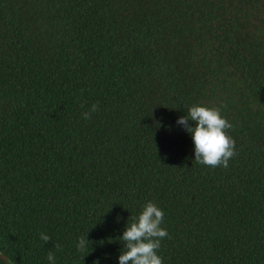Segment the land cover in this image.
<instances>
[{
	"label": "trees",
	"instance_id": "16d2710c",
	"mask_svg": "<svg viewBox=\"0 0 264 264\" xmlns=\"http://www.w3.org/2000/svg\"><path fill=\"white\" fill-rule=\"evenodd\" d=\"M194 105L228 168L195 162ZM148 202L162 264H264V0H0V264H119Z\"/></svg>",
	"mask_w": 264,
	"mask_h": 264
},
{
	"label": "clouds",
	"instance_id": "9594fccd",
	"mask_svg": "<svg viewBox=\"0 0 264 264\" xmlns=\"http://www.w3.org/2000/svg\"><path fill=\"white\" fill-rule=\"evenodd\" d=\"M96 111L97 105H92L91 110L82 116L86 120L90 119L92 113ZM177 124L191 135L195 162L211 168L220 166L228 168L230 159L235 155V140L227 132L232 128V124L221 115L219 108L191 106L188 114L180 117ZM163 218V210L155 203L148 202L144 205L138 217L132 218L131 224L127 223L122 236L119 237L124 244L118 257L119 264H162V258L157 252L161 247V241L170 238L167 229L161 227ZM40 239L48 242L51 237L41 233ZM89 243L92 242L87 236L79 237L77 250L87 252ZM54 247L60 248V245L56 244ZM47 260L49 264H56L55 254L49 251Z\"/></svg>",
	"mask_w": 264,
	"mask_h": 264
}]
</instances>
